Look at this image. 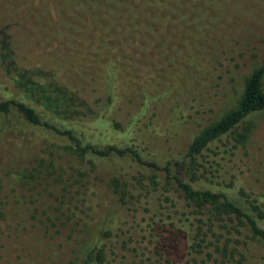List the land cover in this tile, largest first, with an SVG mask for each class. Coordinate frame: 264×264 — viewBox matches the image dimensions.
I'll return each mask as SVG.
<instances>
[{
	"label": "trees",
	"instance_id": "trees-1",
	"mask_svg": "<svg viewBox=\"0 0 264 264\" xmlns=\"http://www.w3.org/2000/svg\"><path fill=\"white\" fill-rule=\"evenodd\" d=\"M107 1L113 5L101 18L107 22V35L115 40L121 39L117 33L121 26L114 33L115 20L108 13L116 7L130 12H124L120 21L124 58L135 61L141 58L140 52H151L155 41L145 31H156L158 38L164 33L174 0ZM13 2L5 3V14L19 22L23 5ZM58 8L63 10L62 5ZM81 8L96 9L79 1L74 10ZM129 23L139 31L133 35V45L139 50L134 56L127 48L132 45ZM92 31L86 43L90 53H95V43L107 37ZM113 51L122 56L114 46ZM110 53L85 57V64H95V70L82 67L80 53L76 66L71 63L60 72L35 69L55 88L84 85L102 116L105 149L92 144L89 131L73 117L47 106H29L0 81V132L11 134L4 141L0 135V146L18 153L41 142L68 152L82 167L74 179L75 190L63 188L61 195L62 200L69 197L67 205L62 202L68 222L82 228L98 225L100 230L96 244L80 264H264V196L240 185L254 129L249 117L264 110V61L244 80L236 107L196 134L191 132L186 137L188 144L180 148L187 125L206 112L211 89L203 96V106L193 104L191 112L181 109L177 118L165 117L158 99L139 90L134 94L132 87L123 90L126 77ZM66 54L64 49L57 53L62 58ZM177 123L181 128L175 127ZM99 173L108 176L114 201L103 199L90 184ZM54 182H63L62 176ZM98 203L130 215L114 225L111 212L97 213ZM257 246L263 247L262 253Z\"/></svg>",
	"mask_w": 264,
	"mask_h": 264
},
{
	"label": "rangeland",
	"instance_id": "rangeland-1",
	"mask_svg": "<svg viewBox=\"0 0 264 264\" xmlns=\"http://www.w3.org/2000/svg\"><path fill=\"white\" fill-rule=\"evenodd\" d=\"M18 1L23 9L16 17L19 22H13L5 14V3L15 2L0 0V81H5L13 96L29 106H47L73 117L89 131L92 144L102 149L108 146L101 135L102 116L89 91L83 84L55 88L36 68L60 72L66 65L70 68L71 63L76 66L80 53L82 67L95 70V64H85V57L107 55L114 46L122 55L110 53L126 77L123 90L132 87L134 94L139 90L158 99L154 101L159 109L170 118H177L181 109L191 112L193 104L203 106V96L211 89L206 112L195 117L183 132V148L188 144L187 135L196 134L236 107L244 80L264 61V0H174L164 33L158 38L156 31H145L155 45L151 52H140L141 58L135 61L124 58V28L120 21L126 8L116 7L107 15L115 20L114 33L121 26L117 32L121 39L115 40L107 35V22L101 18L113 5L107 0ZM79 1L96 9L74 10ZM156 21L154 17L153 24ZM91 30L101 38L107 37L95 43V53H90L86 43ZM135 32L139 33L129 23L132 45L127 48L131 56L139 53L133 45ZM99 48L101 51H97ZM60 49L67 51L66 58L57 55ZM249 120L254 129L247 144V166L240 185L264 196V110ZM175 127L181 128L178 123ZM0 135L4 141L11 134ZM81 170L68 152L41 142L18 153L0 146V264L83 262L100 230L98 225L82 228L68 222L62 202L67 205L69 197L61 199L63 188L75 190L74 179ZM58 175L63 182H54ZM109 182L103 173L94 174L90 180L103 199L114 201L116 196ZM96 211L111 212L108 215L114 225L130 215L102 203L96 205ZM257 250L262 253L263 247L257 246Z\"/></svg>",
	"mask_w": 264,
	"mask_h": 264
}]
</instances>
